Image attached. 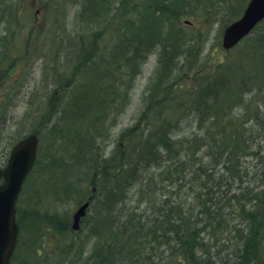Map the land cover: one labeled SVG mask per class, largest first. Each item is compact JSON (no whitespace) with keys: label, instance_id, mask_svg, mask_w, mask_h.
<instances>
[{"label":"trees","instance_id":"16d2710c","mask_svg":"<svg viewBox=\"0 0 264 264\" xmlns=\"http://www.w3.org/2000/svg\"><path fill=\"white\" fill-rule=\"evenodd\" d=\"M1 1L8 4L6 30L21 38L17 52L8 55L7 71L35 57L41 39L38 54L52 87L45 101L33 90L27 103L29 112L43 101L38 108L41 129L32 121L23 134L16 120L0 129V161L5 164L11 146L25 134L52 131L48 152L57 132H66L75 149L58 168L45 162L43 171L77 205L92 195L78 231L71 229V216L64 220L66 227L47 223L46 232L57 228L60 236L49 237L47 247L37 246L34 229L26 226L31 203L24 204L34 194L26 201L21 197L26 184L32 189L31 169L16 203V248L27 247L30 263L48 264V248L55 243L67 251L77 245L69 232H79L92 248L80 264H264V169L252 175L253 186L246 183L249 158L264 161V20L222 56L211 55L194 84L188 72L177 73L184 62L181 68L191 64L188 49L194 44L181 32L182 15L202 9L209 12L206 19L221 20L223 29L247 0H119L118 5L114 0H41L42 15L58 24L54 29L34 26L31 0ZM67 16L78 24H104L103 34L89 28L70 36L65 33ZM4 20L0 16V23ZM126 21L131 28L124 26ZM107 26L113 27L109 44ZM153 50L157 66L139 111L114 135L110 153L99 155V147L84 135L95 129L100 134L101 120L118 118L132 103L131 85ZM82 166L95 190L76 197L81 180L70 176ZM45 185L40 178L38 189ZM216 215L228 226L221 228L220 238L215 232L204 237L205 218ZM25 232L31 233L26 244ZM232 236L230 247L220 245ZM70 252H63L67 264H72Z\"/></svg>","mask_w":264,"mask_h":264},{"label":"rangeland","instance_id":"374dc122","mask_svg":"<svg viewBox=\"0 0 264 264\" xmlns=\"http://www.w3.org/2000/svg\"><path fill=\"white\" fill-rule=\"evenodd\" d=\"M114 1H116L115 5H118L117 1L119 0ZM237 1L238 3H241L243 0ZM33 2V6H30L32 8V15L34 13V10L41 9L44 5L41 0H33ZM0 5H2L3 7L4 15H8V4L0 0ZM208 14L209 12L206 13L203 12L202 9L199 10V8H196L193 12L185 15L183 14V17L179 20L181 24L180 29L182 34L187 40L191 39L190 43L194 41V44L192 48L188 49V54L192 55L190 59L191 64L187 63L181 68V66L185 63L184 62L178 67L177 73L185 74L186 72H188L187 77L190 78L192 84H194V82L196 81L194 77L203 70V63L206 64L209 61L213 60V57H211V55L220 57L224 54V49L221 45V34L223 31L222 22L221 20L215 18L206 19ZM27 22H31V18H29ZM33 23L34 26H45L46 29L47 27H49L50 29H54L55 26H58L53 18H46L44 15H42V12L37 15V19ZM66 23L67 31L65 33H68V35L70 36L75 35L79 32H83L85 34L90 30L89 28H92L91 30L99 31V29L102 30V28L105 27L104 24L100 26H88L82 23L78 24L71 16L66 17ZM6 24V19L0 23V111L4 110L2 111V113H0V118H4L5 123L0 124V129L4 125H12V121L16 120L19 126L23 125L22 133L24 134L27 133L30 129L32 121H34L33 127H36L37 130L41 129L43 126L41 121H39L41 111L38 110L39 103H42V100H40L42 102L38 101L39 103L36 111L29 110V112H26L28 109L27 103L30 98V94L34 90L36 91V94L38 96H44L45 101L47 98V94L50 92L52 86L50 85L51 83L47 78L48 71L43 67L42 64V54H38L41 53V39H39V45L38 43L33 42V44L38 45L35 57H32L29 60L22 61L19 64L23 65H20L18 68L17 66H14L10 68L9 71H7V65L9 61L8 55L10 52H14V50H16V45H18L17 43L21 42V38L17 33H11L8 31V29L6 30ZM107 27L110 28L108 30V35H105V38L106 43L109 44L113 37V33H111L113 27ZM45 35L46 31L44 33V36ZM50 60V58L47 59V62L49 63ZM156 61L157 54L153 50L147 55L146 59L142 63L143 65L140 73L135 79V83L131 85L132 103L127 106L123 114L118 118H113V116H110L106 121H104V123L101 120L100 134H97V130L95 129L92 133L88 132L84 135L86 141L89 142L90 145H93V147L97 145L99 147V155L103 156L104 153H110L114 135H116L123 126L128 125V123L131 122L135 117V114H137V112L139 111L141 107L140 99L144 93V87L149 80V77L152 76L155 67L157 66ZM65 67L67 66L65 65ZM105 129H108L106 133ZM36 135L39 137V141L36 149V158L33 164L34 167H32L34 168V173H32V181L30 179V185L32 186V189L28 190L27 184L25 185L24 189L22 186L21 189H23V191L20 189L15 204L17 203L21 191V197L24 199V201L29 198L30 194H34L33 198L29 199L30 201L24 203H31V207L33 210L32 214L26 218V226L28 225L34 229L35 243L37 244V246L47 247L48 244H52V242L50 243L49 237L56 238L60 236V230H58L57 228H55L53 232H51L50 230L49 232H46V227L50 225L47 223H55L54 225L58 224L57 226L66 227V223H64L65 218L71 216L73 211L79 204H76L77 201L75 200V198H72L73 196L70 197V192L65 191L64 193H62V189L61 191L57 190V184L60 182L57 183L56 179H51V175L46 174V171H43V166L45 162H47L45 165L51 166L64 162V160H66L67 154L71 153L73 149H75L74 145H72V143H74L75 141H72V137L67 135L66 132H57L54 139V144L51 147L50 151L47 152L46 146L49 148L52 138V131H49L48 135H46L44 132H42L41 135ZM92 137H94L95 139V142L93 143ZM249 159H252L250 161L251 170L250 176H248L246 183H248L250 186H253L254 183L251 181L252 175L261 173V171L264 169V161L260 162L258 158L254 157H250ZM2 164L3 163L0 161V165ZM56 172L58 173L59 169ZM88 176L89 172L84 166H82L78 172L73 173V175L70 176L72 179L80 178L81 180L79 181L80 183L77 182L80 190L77 192L76 197L81 196L82 192L90 191V185L87 184ZM40 178L46 181V185L44 188H46L47 190H44L43 187L42 189H38ZM259 188L260 186L258 187V189ZM39 197V202L36 203ZM55 199H58V202L53 203V200ZM63 214L64 216H62ZM30 236V232L24 233V244H26ZM68 236L76 238L74 241H76L77 245L74 247L71 246L67 251H65L63 248H61L62 245H59V249V247L56 246L55 243H53L52 248H48L47 250L49 254L48 264H54L57 261H61V264H67L63 258V252L71 251L69 253V263L72 264H80L82 258H87L89 256L92 248L89 247L90 243H85L86 235L79 232L75 234L69 232ZM26 249L27 247L25 245L23 247H17L16 251L14 249L15 254L13 251V264H36L30 263L31 257H28L25 251ZM44 252H42V255L46 257L47 254Z\"/></svg>","mask_w":264,"mask_h":264},{"label":"water","instance_id":"95a60500","mask_svg":"<svg viewBox=\"0 0 264 264\" xmlns=\"http://www.w3.org/2000/svg\"><path fill=\"white\" fill-rule=\"evenodd\" d=\"M264 19V0H248L241 16L223 30L222 46L231 49ZM39 137L29 134L10 149L7 163L0 167V264H8L16 244L18 227L15 221V202L22 183L32 168ZM91 197L77 207L72 215V227L78 229Z\"/></svg>","mask_w":264,"mask_h":264},{"label":"bare ground","instance_id":"6f19581e","mask_svg":"<svg viewBox=\"0 0 264 264\" xmlns=\"http://www.w3.org/2000/svg\"><path fill=\"white\" fill-rule=\"evenodd\" d=\"M0 16L2 17V19L4 20L5 19V15L3 13V10L0 11ZM40 12H42L41 9H36L34 10V15L37 16L38 14H40ZM242 14V13H241ZM241 14L237 17L239 18L241 16ZM236 18V19H237ZM235 20V19H234ZM233 20V21H234ZM230 23V22H229ZM228 23V24H229ZM226 24L224 27H223V30L224 28L228 25ZM125 27H128V28H131V25H130V21H126L125 24H124ZM252 32V31H251ZM222 35H223V31H222V34H221V45H222ZM223 47V46H222ZM224 49V48H223ZM128 124H131V122H129ZM90 189L91 190H95V187L90 184ZM205 232L203 233V236L204 237H207V235L210 233V232H215L217 233L216 236H218V238H220V236L222 235V232H221V228L224 226V228H226L228 225L224 222L223 218L219 215H216L214 216L211 220L205 218ZM244 225H237L236 227H243ZM233 241V236L229 239V240H225V239H222L220 241V245L222 244L223 247L225 248H228L230 247V243ZM159 250L161 251V248H159ZM147 261H142V264H146Z\"/></svg>","mask_w":264,"mask_h":264}]
</instances>
